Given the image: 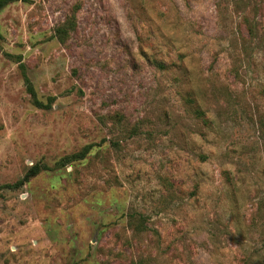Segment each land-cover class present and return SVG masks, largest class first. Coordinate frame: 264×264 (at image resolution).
<instances>
[{"label":"rangeland","instance_id":"1","mask_svg":"<svg viewBox=\"0 0 264 264\" xmlns=\"http://www.w3.org/2000/svg\"><path fill=\"white\" fill-rule=\"evenodd\" d=\"M260 261L264 0L0 11V264Z\"/></svg>","mask_w":264,"mask_h":264},{"label":"trees","instance_id":"2","mask_svg":"<svg viewBox=\"0 0 264 264\" xmlns=\"http://www.w3.org/2000/svg\"><path fill=\"white\" fill-rule=\"evenodd\" d=\"M14 0H0V11L7 6L9 3L13 2ZM72 30L71 25L69 26L68 23L64 22L61 26H59L56 31V37L60 42H64L67 38L69 32ZM22 68V66H21ZM24 70V69H23ZM22 70V75L24 78V83L26 86V91L30 95V98L32 100V103L34 106H36L39 109H49L51 107V102L53 101V98L48 99V103H43L39 101L36 97V93L33 89V85L30 82L29 78L25 75L24 71ZM92 149V145H86L84 146L78 153H76L75 157L77 159H84L86 155L90 152ZM43 170H46L45 166H39V165H33L31 166L24 174L21 180H19L15 186L22 185L24 182H27L31 178L36 177L38 174H40ZM138 231H141L138 229ZM259 264H263L262 261L259 262Z\"/></svg>","mask_w":264,"mask_h":264}]
</instances>
